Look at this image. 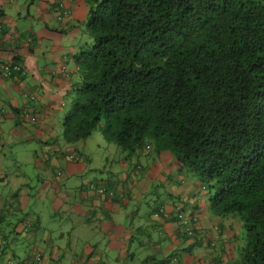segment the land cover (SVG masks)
<instances>
[{"label":"trees","instance_id":"16d2710c","mask_svg":"<svg viewBox=\"0 0 264 264\" xmlns=\"http://www.w3.org/2000/svg\"><path fill=\"white\" fill-rule=\"evenodd\" d=\"M88 1L82 28L92 41L73 57L79 79L67 108L64 101L67 142L86 140L104 121L105 135L130 161L153 147L169 151L181 170L208 183L210 213L177 215L162 205L154 216L176 219L181 239L219 246L220 258L195 264H264V0ZM86 187L116 195L105 184ZM232 216L242 219L243 233L225 247L220 237ZM182 252L144 264H177ZM11 261L43 264V255Z\"/></svg>","mask_w":264,"mask_h":264},{"label":"crops","instance_id":"0c3cea01","mask_svg":"<svg viewBox=\"0 0 264 264\" xmlns=\"http://www.w3.org/2000/svg\"><path fill=\"white\" fill-rule=\"evenodd\" d=\"M64 6L70 13L59 18ZM85 14L87 6L83 0H0V24L4 30L0 36V71L13 57H18L26 67L23 76L8 79L0 76V205H6L9 210L6 221L0 224V257H4L0 258V264H7L11 256L25 263L36 252L42 253L43 264H144L146 257L161 260L179 249H183V254L177 264H195L202 255L200 247L207 248V245L199 243V239H181L182 225L172 217L156 218L155 208L142 213V207L137 208L136 204L144 195L142 182H118L115 197H110L88 189L86 186L91 180L87 178L79 186L76 182H65L67 175L63 173L59 179L49 180V170L39 171L41 161L48 169H56L66 160L71 176L79 169L70 165L69 156L58 150L64 141L53 137V122L65 107L61 95L73 92L72 74L78 72L73 57L85 45L82 28ZM25 93L37 96V102L30 107L41 123L22 118V108L29 106ZM47 116H51L50 123L44 122ZM24 150L41 184L35 190L30 185L34 177L20 171L19 154H24ZM129 165L128 176H139L134 174L133 165ZM141 165L140 170L145 173L147 162ZM146 176L142 174L141 179ZM28 184L29 190L24 193L22 187ZM170 190L162 195V203L167 205L173 199L168 197L183 189L173 184ZM46 196L48 208L53 209L50 217L43 212L38 213L40 217L33 213L21 224L14 223V217L24 205H34ZM60 215L70 219L65 229L67 236L63 229L47 227V220L53 221ZM19 220L23 219L19 217ZM233 240H236L234 230L227 227L220 241L230 247ZM219 252L214 251L212 256L220 258ZM66 253L71 259L64 263L61 260Z\"/></svg>","mask_w":264,"mask_h":264},{"label":"rangeland","instance_id":"374dc122","mask_svg":"<svg viewBox=\"0 0 264 264\" xmlns=\"http://www.w3.org/2000/svg\"><path fill=\"white\" fill-rule=\"evenodd\" d=\"M87 6V14H85L82 18L83 24L87 21L88 18V11L90 9L91 3L90 1L83 0ZM67 8L64 6L62 10L65 11ZM84 28V27H83ZM85 29V28H84ZM86 35L85 44H88L92 41L89 35L86 34L85 30L83 32ZM72 88L75 81H78L79 74L76 71L74 74ZM68 94L63 93L61 95V99L66 102V108L69 106V102L71 101ZM68 99V100H67ZM8 108V106H6ZM65 108V107H64ZM33 115H36L38 119L36 121H30L31 123L37 124L41 123L42 120L39 119V116L32 111ZM57 118L56 116H53ZM52 117V119H53ZM65 117V112L63 110L60 113L58 119H55L53 122V126L55 131L53 133V137H57L61 139L62 142L59 144L58 150H61L65 155L70 156V154H74L75 157H80V160L71 157L70 165H74L79 167L78 172H75V176H71L68 162L65 160L64 162L60 163V167L56 169H48L47 165L42 161L39 162L38 167L41 170H49L47 172V178L50 180L51 178H60L61 174L67 175L65 182L72 181V183H77V185L83 184L85 180H91L95 184H105V186L111 187L114 190L117 189V183L123 182L124 184L133 183L136 184L137 181L142 182V190L144 191V195L141 196L137 201V208L142 207L141 212L145 213L153 208H159L163 205L165 210L168 213L179 214V213H191L192 210L198 209L202 212V215H209L210 211L208 209V196H209V186L206 182H201L193 172H190L186 168L181 170L179 162L174 158L172 153L169 151H161L158 153L153 147L150 151L151 153L147 156L145 155H136L131 161L129 160V154L121 150V148L113 141H111L104 133V121H101L98 127L93 131L92 135L88 137L86 140L78 141V142H67L65 135V130L63 128V120ZM51 116H47L44 122L50 123ZM52 136V134H51ZM32 140H30L29 144L31 145ZM41 142V141H40ZM39 142V143H40ZM35 144V143H34ZM37 145V144H36ZM23 148H26L25 145H19ZM38 146V145H37ZM46 148V147H45ZM11 153V152H10ZM46 155V154H44ZM42 157V154L40 155ZM27 154L24 150V154L20 153L19 158L22 161L21 170L24 173H29L34 177V181L30 183L33 189H38L41 184H38L37 176H36V169L32 168L29 165V160L27 161ZM41 159V158H40ZM139 159L141 162H147V167L144 170L138 169L136 166L139 164ZM133 165V170L135 169L136 175L135 177H130L132 175L127 174V168L130 170L129 163ZM65 169V170H64ZM142 169V168H141ZM46 172V173H47ZM41 173V172H40ZM39 173V174H40ZM81 174V175H79ZM127 176H126V175ZM146 174L147 176L142 177L141 175ZM38 175V174H37ZM126 180V181H125ZM180 186L183 190L178 191L177 194L173 196H169L168 199L171 200V204L167 205L162 203L163 194L170 193V188L172 185ZM30 185H24L22 190L24 193H27L29 190ZM64 188V187H63ZM43 189V187H42ZM174 190V188H173ZM143 193V192H142ZM141 193V194H142ZM172 194V193H171ZM46 199V200H45ZM38 200V202L34 205H24L23 210H19L17 212V216L14 217L13 221L15 224L24 222L27 218L26 215H32L35 212L38 213H45L48 217L51 216L53 209L48 208L47 203V196ZM61 214V213H60ZM171 215V214H170ZM21 217L23 220H19ZM234 219L226 220V226L232 227L236 238L239 237L241 239L243 233V226L244 223L239 216H232ZM70 219L61 215L58 216L56 219L47 220L48 224L47 227L55 228L56 230L63 229L62 232L65 233V229L69 226ZM128 227V225H127ZM67 236V233H65ZM62 240V244H64V240ZM195 238H191L194 241ZM76 243H78V238L76 239ZM81 245V243H80ZM21 246V245H20ZM215 250H219V246L216 249L213 248H200V252H202L200 258L206 259L211 257ZM75 251L79 252L78 249ZM33 252V251H32ZM1 259L4 258L3 256L0 257ZM74 258V255H73ZM70 255L66 253V257L61 261L67 263L70 261Z\"/></svg>","mask_w":264,"mask_h":264},{"label":"built area","instance_id":"2783aa9c","mask_svg":"<svg viewBox=\"0 0 264 264\" xmlns=\"http://www.w3.org/2000/svg\"><path fill=\"white\" fill-rule=\"evenodd\" d=\"M65 13H67V12H65ZM2 31H3V25L0 24V36L2 34ZM25 72H26V67L24 65H21L19 63H15V62H13V60H8L5 64L4 69L1 72V77L4 79H8V78H11L15 73L24 74ZM24 96H25L26 100L28 101V103L30 102L28 108L24 112V115L28 120L34 122L38 119V117L36 115L32 114V111H34V110L30 107V104H31V101H34L37 99V96L34 94L30 95L28 93H25ZM71 157L74 158L73 156H71ZM92 186H94V184H92ZM99 191H103V189L100 188ZM191 234H192V232H191ZM10 263L15 264L16 262L11 261Z\"/></svg>","mask_w":264,"mask_h":264},{"label":"clouds","instance_id":"9594fccd","mask_svg":"<svg viewBox=\"0 0 264 264\" xmlns=\"http://www.w3.org/2000/svg\"><path fill=\"white\" fill-rule=\"evenodd\" d=\"M65 12H67V13H65ZM70 13V11L69 10H65V11H61V14H60V16H59V18H62V15L63 14H65V15H67V14H69Z\"/></svg>","mask_w":264,"mask_h":264}]
</instances>
